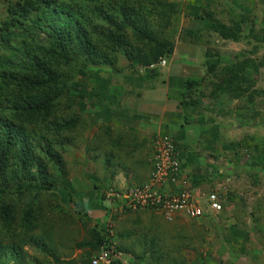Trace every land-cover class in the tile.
I'll return each instance as SVG.
<instances>
[{"label": "trees", "instance_id": "16d2710c", "mask_svg": "<svg viewBox=\"0 0 264 264\" xmlns=\"http://www.w3.org/2000/svg\"><path fill=\"white\" fill-rule=\"evenodd\" d=\"M180 6L174 0H0V264H35L29 249L60 263L49 219L70 205L82 215L90 234L75 244L78 248L94 249L110 240L104 226H88L90 217L80 210L63 176L62 150L70 145L69 135L81 121L73 108L84 94L74 88L83 86L93 69L96 74L105 67L120 71V58L129 71L141 76L138 70L144 68L142 75L153 78L156 71L149 66L173 53L174 42L165 32ZM198 10L195 17L205 29L250 46L236 52L232 63L204 57L206 75L218 74L216 85L211 83L212 97L219 87L238 90L246 85L245 69L257 73L264 67V52L256 57L264 51V27H246L243 19L225 24L211 11ZM199 29H180L178 39L195 41ZM202 82L183 79L184 105H198V98L185 97ZM106 106L107 116L113 112L115 117L105 120L103 131L110 138L111 121L119 118V110ZM119 133L117 147L123 146L125 137ZM113 154L105 159L107 165L115 160ZM53 168L57 175L50 172ZM83 260L89 263V258Z\"/></svg>", "mask_w": 264, "mask_h": 264}, {"label": "rangeland", "instance_id": "374dc122", "mask_svg": "<svg viewBox=\"0 0 264 264\" xmlns=\"http://www.w3.org/2000/svg\"><path fill=\"white\" fill-rule=\"evenodd\" d=\"M174 1L182 3L180 7V29L190 27L192 19L187 17L186 12H184L185 3L189 0ZM201 1L205 5H212V9H214L218 18L212 11L213 15L224 23H230L232 19L239 17L244 10V2H241V0H235L234 2L232 0H195L197 4L195 3L196 6L194 5V7L198 8ZM246 1H248L250 6L253 5L256 10L254 13L249 12V15L251 20L254 21L255 28L259 29L256 27L260 25L262 16L259 8L264 0ZM196 12L198 13V10H195ZM196 27L200 29L195 41L177 38L173 50L175 60L173 58L167 59V65L159 68L158 72L167 71L172 64V60H174L177 65L173 67L177 71L180 68L182 69V73H178L179 76L184 75L182 79L201 78L200 75H202L205 68L203 64L205 55L221 59V61L226 63H232L236 52L250 48L244 42L236 44L233 41L221 38L216 33L208 31L202 26V22H197ZM189 52L192 56L189 55ZM263 52L261 49L256 57L261 58ZM250 57L255 58V55H250ZM189 59L193 62L189 61ZM207 60L211 61L213 59L209 57ZM121 61L125 62L126 66L125 59L122 58ZM244 61L245 59L241 60V62ZM179 62L180 65H178ZM110 70L109 67H105L101 69L100 73L96 74V69H93V73L87 75L88 78L84 79V85L74 88L76 93L84 94L73 108L77 114H81V121L69 135L70 145L65 147V151L62 150L63 176L66 182L70 183L75 193L74 199L78 202L80 210L84 212L90 208L91 204H97L98 201L99 208L104 211H102V221H99V219L96 221V219H92L89 216L90 222L87 223L88 226H104L109 231L118 250H125L135 256L140 255L141 250H146L151 257L160 255L165 260L168 256L167 252H169V257L171 256L174 262L183 260L182 253L178 249L189 247V245H191L190 249L196 250L198 253V246H201V250H205L210 254L213 248L218 246L237 247L243 242L246 245H253L256 238L255 226L257 224L264 225V163L261 161V158L264 159V124L263 126H255L256 121L259 122L262 118L264 121V67H261L257 73L250 68L245 69L242 73L248 78L247 82L244 81L243 83L246 85H239L238 90L234 89V92L219 87L215 97H212L210 95L211 83L216 85L218 74L211 77L206 75V71H204L203 74L205 75L201 78L204 82L201 83V86L193 89L192 98L199 99L198 105H195L196 115L193 118L212 116L217 118L220 123L225 119L231 120L232 124L238 127V139L230 137L229 133L225 132L222 135V142L220 140L216 142V148H207L201 141L195 142L196 140H194L191 142L190 146L198 153L203 152L204 154L206 153L205 151H210L213 154L216 152L212 159L218 156L214 162L220 165L221 169H218L220 174L216 172L218 177L212 180L213 183L210 187L215 182L225 184V213H223V217L219 214L210 215V217H205L203 221L177 217L175 225L173 224L174 220L171 222L165 221L163 216L155 210L140 209L134 212H121L116 208L117 203L114 201L113 194L121 191V187H118L116 179L108 176V173L118 167L107 165L105 162L109 151H113V148H110L109 144L104 141L109 138L103 131L106 117H115H113V112L112 116H107L106 113L108 112L104 109L107 108L106 105L104 107L96 106L97 103L91 101L93 99L92 93L99 85L98 80L102 81L106 76L104 72H110ZM194 71L195 75L193 74ZM98 75H100L101 79H99ZM250 79L255 81L253 85L249 83L248 80ZM184 89L185 87L182 86L181 91H184ZM181 91L176 89L174 94L172 92L171 94L175 95V97H180ZM133 100L134 98L129 97L122 102L121 98H119V102L116 105L119 110V118L117 119L131 120L130 117H132V112L135 108L130 106L129 111L128 103L126 102L133 103ZM124 106L127 107L128 111L122 108ZM255 108L259 109L261 113L254 114L257 112ZM188 109L190 108L184 105V110ZM251 111L254 114L252 117L256 120L254 122H250ZM220 123L218 128L224 130L226 128L225 125ZM113 128L114 126L111 127L110 131L112 137ZM229 139L238 141L235 144H231ZM227 141L229 142L225 144ZM221 143L226 146H223V148L219 147L220 145L218 144ZM150 145L152 148V141ZM58 150L60 151V148ZM180 150L182 151V146H180ZM225 150L229 151L228 155H221ZM203 157L204 159L210 158L209 156ZM114 159L121 164L124 163V157H115ZM200 165L199 169L187 172L185 179L189 178L192 180L191 177L202 176L199 179L204 180L205 176L209 178L213 175L214 171L206 170L202 163ZM201 169L203 170L200 172ZM50 172L58 174L56 168H53ZM101 200H103L102 204L100 203ZM67 207L64 208L65 210L61 215L59 214L60 216L56 213L57 216L49 219L51 220L50 223H53L51 228L55 232L54 251L61 262H53L50 257L42 258V254L29 249L28 257L33 261L36 258L35 264L37 262L41 264H84V257L81 253L84 248H78L75 244L88 240L90 234L83 225L82 215H78L71 205L70 208L69 206ZM235 229L234 234L229 236L228 233ZM128 233L130 234L129 237L120 238V236ZM235 234H239V236L231 237ZM212 254L216 258L223 255L221 251H216V253ZM201 256L204 255L201 254Z\"/></svg>", "mask_w": 264, "mask_h": 264}, {"label": "crops", "instance_id": "0c3cea01", "mask_svg": "<svg viewBox=\"0 0 264 264\" xmlns=\"http://www.w3.org/2000/svg\"><path fill=\"white\" fill-rule=\"evenodd\" d=\"M232 1L234 2L235 0ZM241 2H244V4L242 3L244 7L243 13L239 17L232 19V21H239L240 19H243L244 25L246 27H251L252 25H254V21L251 20L249 12L254 13V11L256 10L254 9L253 5H249L248 1L241 0ZM179 3L182 5L181 2ZM195 3V0H189L187 3H185L186 7L184 8L186 16L191 17L192 19L190 27L194 30H196L197 28V22H201L200 19H197V17H195L198 14L197 12V14L195 13V10L204 8L208 11H213L216 16L214 9H212V5H205L201 1V4L199 3L198 8H195ZM260 5L261 6L259 8V11L261 10L262 22L260 20V25L256 26L258 28L264 27V1ZM237 7L239 6L237 5ZM180 13L174 17L170 28L165 32V37L174 42V48L180 30ZM219 20L223 22L221 19ZM234 43L240 44L238 42ZM173 54L174 52L169 57L165 58V65H167V59H174ZM189 55L192 56L190 52ZM121 60L122 58L118 60V63L120 64L118 69L120 71L115 72L113 70H110V72H104L106 76L102 81L98 80L99 85L92 93L93 99L91 98V101L93 103L96 102L97 106L102 107L108 105L112 108L116 107L119 102V98H121L122 102H124L129 97H131L132 99L134 98L133 103L126 102L128 103V108L130 106L135 108V110L132 112V117H130L131 122L129 120L127 121L126 119L112 120L111 123L114 126V128L112 129L113 137L111 136L108 140H104L105 142H107V144H109L110 148H113V151L110 150L109 153L112 152L114 153L113 155L116 154V157H124V163L122 164L114 160L112 162L113 164L111 165H113L115 168H118L108 173V176L116 179L118 187H121V191H118V193L126 190L129 187H132L133 185H139L149 180L152 158V148L150 142L156 136L168 134L177 141L179 150L180 146H182V151L180 150L179 152L182 177H184L183 179L186 181V185L197 186L196 189L198 191V194H200L203 201H206L208 195L207 193L209 192L210 186L213 183L212 180L218 177L216 176V172L220 174V171H218V169H221L220 165L215 164L214 162V160L217 159L218 156L215 159H212L216 152H214L213 154L210 151H205L206 153L204 154L203 152L198 153L190 146L191 142H193L194 140H196L195 142L201 141L207 148H216V142L218 140L222 142V135L225 132L229 133L230 137L237 138L238 127L232 124L231 120V122L228 121V119H225L220 123L217 118L212 116L193 118L196 115L195 106H192L193 104L187 106L190 109L184 110L185 102L182 103L184 91H181V87L183 86L182 77H184V75H178V73H182L181 68L177 71L173 67L177 65V62H174L175 59L172 60V64L165 72H158V69L161 67L156 66V75H153V78L146 77V74L142 75L144 68L138 70L141 76L136 75L134 72L126 69L125 62H122ZM189 61L192 60L189 59ZM178 65H180V62ZM171 67L173 68L170 69ZM204 71L207 72L206 67L204 68ZM203 73L202 75H200L201 78L205 75ZM193 74L195 75V71L193 72ZM98 76L99 79H101L100 75ZM195 79L200 78L196 77ZM212 88L213 86L210 87V89ZM176 89L181 91L180 97H175V95H173ZM171 92L173 94H171ZM192 92H190L189 94L186 93V100L193 99ZM256 111L257 112H255L254 114L261 113L259 109H256ZM250 113V122L256 121L252 117V115H254L252 111ZM132 121L135 123H133ZM256 122L257 123L255 124V126H263L264 124L263 118L259 122ZM219 123L224 124L226 128L224 130H222V128L219 129ZM119 131L121 133H124L125 137L123 146L120 145L119 147H117L114 145V142L120 135ZM229 141L231 144H235L238 140L236 141L233 139H229ZM229 141L225 142V144H227ZM223 143H221L222 145L218 144L220 145L219 147L223 148V146H226L225 144L223 145ZM228 153L229 151L225 150L221 153V155H228ZM203 156H209L210 158L204 159ZM261 161L264 163L263 158H261ZM201 163L206 167V170L208 169L214 171L213 175H211V177L209 178L205 176L204 180L199 179L202 176L191 177L192 180H190L189 178L185 179L186 173L189 171L191 172L192 170L199 169ZM202 170L203 169H201L200 172ZM180 185L181 184L179 183L177 184V186ZM102 202L103 200H101L100 203L102 204ZM98 205L99 202L97 201V204H91L90 208H88L84 212L92 219L94 218L96 219V221L97 219H99V221H102L103 210H101ZM223 213H225V206L223 207V210L218 214L223 217ZM177 217L185 216L179 215ZM205 217H210V215L199 217L196 219V221H203ZM175 219L173 221L174 225L176 222ZM255 227L256 228H254V231H256V238L253 245H246L243 242L237 247L218 246L217 248H213L211 254L207 253L205 250H201V246H198V253L196 250L190 249L189 247L191 245H189V247H182L178 249V251L182 253L183 257V260H178V262H174V259L171 256L169 257V252H167L168 256L165 260L160 255L151 257V255L146 250H141V254L136 255V257L135 255L126 252L125 250H118V248L116 247V259H118L121 263L127 262V264H264V225L257 224ZM235 231L236 229L234 231H231V233H228L229 236L234 234ZM234 236L237 237L239 236V234H235L231 237ZM95 250L96 248L92 249L88 247V249L86 248L82 250L83 252L81 253L83 254L84 259L86 257L90 259ZM216 251H221V254L223 255H221V257L219 258H216L215 255L212 254L216 253ZM201 254H203L204 256H201ZM124 258H127L128 260H124Z\"/></svg>", "mask_w": 264, "mask_h": 264}, {"label": "built area", "instance_id": "2783aa9c", "mask_svg": "<svg viewBox=\"0 0 264 264\" xmlns=\"http://www.w3.org/2000/svg\"><path fill=\"white\" fill-rule=\"evenodd\" d=\"M164 63L165 60L160 61L161 65ZM152 150L149 180L115 194L118 199L116 202L118 209L155 210L167 221H173L179 215L197 219L218 214L223 210L226 199L225 184L215 182L207 193V200L203 201L198 194L197 186L186 185L182 177L178 146L168 134L154 137ZM178 183L181 185L177 186ZM116 252L115 244L111 239L102 242L88 264H114ZM124 260L128 259L124 258ZM119 264H127V262Z\"/></svg>", "mask_w": 264, "mask_h": 264}, {"label": "clouds", "instance_id": "9594fccd", "mask_svg": "<svg viewBox=\"0 0 264 264\" xmlns=\"http://www.w3.org/2000/svg\"><path fill=\"white\" fill-rule=\"evenodd\" d=\"M165 58H166V57H164V58H160V60H159L158 62H156L155 64H152V65H153L152 67H150L151 65H150L149 67H150V68H156V66L161 67V68L164 67L165 64H166V59H165ZM161 60H165L164 65H161V64H160V61H161ZM141 69H143V68H141ZM176 144H177V143H176ZM178 149H179V148H178ZM152 153H153V150H152ZM133 186H135V185H133ZM115 194H117V193H114V194H113V197H114V201L117 202L118 199L115 197ZM116 206H117V205H116ZM116 208H117V207H116ZM117 210H119V211H123V212H126V211L134 212V211H137V210H140V209H137V210H125V211H124V210H120V209L117 208ZM165 220H166V219H165ZM166 221H167V220H166ZM169 222H171V221H169ZM105 229H106V228H105ZM106 230H107V229H106ZM107 231H108V230H107ZM108 232H109V231H108ZM108 236H109V238L113 241V239L111 238L110 233L108 234ZM113 243H114V242H113ZM114 244H115V243H114ZM115 247H116V244H115Z\"/></svg>", "mask_w": 264, "mask_h": 264}]
</instances>
